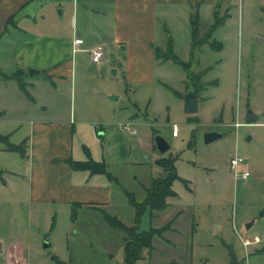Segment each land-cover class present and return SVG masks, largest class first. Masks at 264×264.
<instances>
[{
  "label": "rangeland",
  "instance_id": "rangeland-1",
  "mask_svg": "<svg viewBox=\"0 0 264 264\" xmlns=\"http://www.w3.org/2000/svg\"><path fill=\"white\" fill-rule=\"evenodd\" d=\"M87 4L93 9L92 34L88 32L83 48L96 39L100 15L94 10L105 1L88 0ZM200 12L195 7L187 15L173 6L169 21L161 19L165 37L157 43L164 53L171 47L173 58L189 63L196 75L201 89L198 110L193 113L185 109L188 73L174 59L159 58L154 82L142 74L129 82L122 45L105 47L103 68L89 64V52L82 49L72 54L67 50L73 61V82L54 83L48 73L34 67L25 68L30 81L21 82L15 76L24 65L16 55L17 40L6 36L0 41V111L7 110L12 118H0V130L8 136L7 140L0 138V168H10L2 171L10 188L0 190V240L5 243L0 264L7 262L10 250L14 257L21 254L25 264H58L56 258L68 264H124L125 232L111 226L100 210L77 207L73 218L74 206L37 202L28 194L31 120L43 115L70 116L74 107L76 118L90 127L131 121L137 131L136 135L127 134L132 164L114 167L112 172L138 201L145 198V186L152 178L163 173L156 160L170 153L177 156L181 179L173 182L176 196L168 198L165 210L152 214L148 208L139 223L140 230H150L175 218L174 229L155 236L151 256L138 264L173 260L177 264H229L231 244L242 264H264V253L256 259L250 252L246 256L238 237V233H247L264 239V0L204 2ZM196 15L197 40L192 25ZM216 15L220 24L211 37H205ZM72 18L71 3L45 0L38 24L31 29L71 35ZM203 38L207 42H202ZM214 41L221 47H213ZM133 62L135 67L137 61ZM110 96L121 97L111 100ZM41 101L46 102L48 111ZM250 110L257 120L249 118ZM174 125L178 135H174ZM211 131L223 136L206 142L205 134ZM158 135L168 141L169 151H159ZM75 141L84 160L92 156L91 151L100 149L102 154L103 139L97 135L76 132ZM10 143L22 144L25 152L8 150ZM236 156L245 159L238 173L231 165ZM246 171L249 176L243 177ZM122 184L110 181V201L100 207L130 226L135 224V208ZM254 218L256 224L247 230L246 224ZM45 239L49 247H44Z\"/></svg>",
  "mask_w": 264,
  "mask_h": 264
},
{
  "label": "crops",
  "instance_id": "crops-1",
  "mask_svg": "<svg viewBox=\"0 0 264 264\" xmlns=\"http://www.w3.org/2000/svg\"><path fill=\"white\" fill-rule=\"evenodd\" d=\"M59 1L72 4L71 35L61 34V32L45 33L39 29H31L34 24H38L37 17L45 0H0V41L6 36L17 40L16 55L22 59L19 62L24 65L18 68L15 76L22 82L30 81L25 75L26 67L37 68L38 72L45 71L52 77L51 80L54 83H62L65 79L67 82H73L74 75L70 70L73 67V61L67 57L69 50L72 54L82 49L89 52V64L103 68L106 64L104 57L97 63L91 60V50L96 45L104 47V56H106L105 47L107 45H110L111 48L122 45V50L126 53L128 61V81H136L135 79L139 78L135 75L142 74L145 79L154 82L156 80L155 70L160 61L156 54V50L160 47L157 43L163 41L165 37L161 29V19L163 18L166 23L169 21L173 6H179L182 12L188 15V11L195 7L200 12L204 2L211 5L216 3V0H104L105 4L94 10L100 15L99 30L95 33L96 39L93 42H88L87 46L83 48L88 32L91 31L92 34L93 9L87 4L88 0ZM61 13L63 12L61 11ZM166 31L169 33V30ZM76 37L82 38L83 43L75 50L74 40ZM131 59L137 61L135 67H133L134 62ZM117 70L114 69L115 74L118 73ZM120 97L110 96L107 98L117 100ZM41 103L43 109L48 111L46 102L41 101ZM110 108L112 107L108 106V109ZM6 111H0V118L12 120ZM76 115L74 107L70 116L49 118L43 115L31 120L32 150L29 153L30 161L26 163L30 172V179H27L30 183L28 194L31 199L41 203L53 202L73 206L77 202L82 206L97 210L101 208V205L110 201L111 179L104 173L92 174L89 170L72 168L69 163L70 159L84 160V154L77 150L78 147L76 148L75 145L76 132H80L82 135H97L103 139L102 154L100 149L95 153L91 151V157L97 161H104L107 169L111 172L114 167L132 164V153L129 149L127 134H136H132L124 128V124L128 123V120L125 123L108 122L104 127L101 124L90 127L85 120L76 118ZM12 134H9L10 137ZM0 135L6 134L0 130ZM9 169L5 166L0 168V180L3 181L0 190H9L10 188L2 174V171ZM173 219L175 220V218ZM256 221L257 218H254L248 222L246 229L250 230ZM251 222L252 224L248 228L247 225ZM173 225L174 222L172 229H174ZM240 235L243 237L256 236L247 233ZM259 237L260 242L251 246L252 250H249L254 259L261 257V254L264 253V239ZM0 243L1 254L4 252L5 243L2 240ZM23 260L21 254L14 257L10 250L5 264H25Z\"/></svg>",
  "mask_w": 264,
  "mask_h": 264
},
{
  "label": "trees",
  "instance_id": "trees-1",
  "mask_svg": "<svg viewBox=\"0 0 264 264\" xmlns=\"http://www.w3.org/2000/svg\"><path fill=\"white\" fill-rule=\"evenodd\" d=\"M198 16L193 18V33L196 37L198 36ZM216 22L211 26L210 30L207 32V36L211 37L215 32L216 28L220 24V18L216 15ZM204 37V38H205ZM202 40V42H207L206 39ZM211 45L215 48H220V42H212ZM172 50L171 47L168 48L167 53L162 52L160 48L156 50V54L158 58L165 57V59H174L173 55H171ZM176 63L182 65L189 77V81H187V90L193 89L198 97L199 90L201 87L195 81L196 75L193 71H190L189 63L180 61L178 59H174ZM21 81V80H20ZM22 82V81H21ZM1 139L7 140V135H0ZM8 150L17 151V152H25V148H23L22 144H12L10 143L7 147ZM177 156L172 155L171 153L167 156H162L156 160V163L162 167L163 173L159 176H155L152 178L149 185L145 186L146 196L142 201H138L134 192L128 190L119 177L114 175L111 171H109L106 167V163L104 161H97L92 157H89L87 160H73L70 159L69 163L73 169L76 170H89L92 174L96 173H104L107 174L111 180H115L119 184H122L125 194L127 195L130 204L135 208V224L134 225H126L122 220H120L117 216L110 214L103 208H99L102 213L104 219L114 228L122 229L125 232L124 236V264H138V261L145 259L146 256H151L153 252L154 245L153 239L155 236H161L165 231L169 230L174 222V219L170 220L167 224L162 227H152L150 230H140L139 223L141 221V217L144 212L149 208L151 213L153 214L155 211L165 210L169 206L168 198L176 196V192L173 189V182L177 179H181L180 175L177 171L176 166ZM73 218H75L77 213V207H81V203L73 204ZM58 264H68L59 260ZM167 264H177L175 260L167 263Z\"/></svg>",
  "mask_w": 264,
  "mask_h": 264
},
{
  "label": "water",
  "instance_id": "water-1",
  "mask_svg": "<svg viewBox=\"0 0 264 264\" xmlns=\"http://www.w3.org/2000/svg\"><path fill=\"white\" fill-rule=\"evenodd\" d=\"M36 72H37L36 70H31L32 74L36 73ZM185 109L189 113H193V112H196L198 110V97H197V95L193 89L188 90L187 93L185 94ZM249 118L255 121L259 117L257 115H255L250 110L249 111ZM221 136H223V133L214 132V131L207 132L205 134V141L210 142V141H212L216 138H219ZM155 142H156L157 148L159 149V151L161 153H165V152L170 150V144L168 143V141L164 137H162L160 135L156 136ZM251 224H252V222L250 224H248L247 227L249 228ZM50 245L51 244H50L49 240L45 239L44 247H49ZM1 250H2V248H1V243H0V251ZM229 264H242V261L239 259V256L236 253L233 244L230 245V261H229Z\"/></svg>",
  "mask_w": 264,
  "mask_h": 264
},
{
  "label": "built area",
  "instance_id": "built-area-1",
  "mask_svg": "<svg viewBox=\"0 0 264 264\" xmlns=\"http://www.w3.org/2000/svg\"><path fill=\"white\" fill-rule=\"evenodd\" d=\"M83 43V39L80 37H76L74 40V46H75V50L78 48V46L80 44ZM104 57V47L102 45H96L92 50H91V60L95 63L100 62ZM240 125V124H238ZM124 128L126 130H129L132 134H136L137 131L135 128H133L131 123H125L124 124ZM173 132L174 135H178L179 134V130H178V126L174 125L173 127ZM245 162V159H243L240 156H236L233 157L231 160V165H232V169L236 170V173H238V167L239 165ZM249 176V172L246 171L243 173V177H247ZM238 237L241 239V242L244 246V249L246 251V255L249 254V248L255 244H258L260 242V237L259 236H253V237H243L238 233Z\"/></svg>",
  "mask_w": 264,
  "mask_h": 264
}]
</instances>
